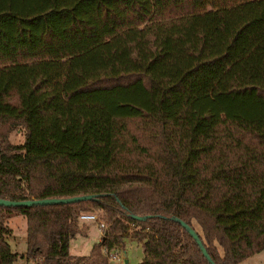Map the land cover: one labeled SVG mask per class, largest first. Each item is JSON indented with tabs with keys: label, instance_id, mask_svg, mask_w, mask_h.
<instances>
[{
	"label": "trees",
	"instance_id": "1",
	"mask_svg": "<svg viewBox=\"0 0 264 264\" xmlns=\"http://www.w3.org/2000/svg\"><path fill=\"white\" fill-rule=\"evenodd\" d=\"M103 44L126 59L72 63ZM131 87L147 106L97 114V98ZM77 194L92 197L0 205V264H109L127 239L137 264L264 249V0H0V198ZM82 212L106 234L72 255ZM12 215L22 252L6 241Z\"/></svg>",
	"mask_w": 264,
	"mask_h": 264
},
{
	"label": "rangeland",
	"instance_id": "2",
	"mask_svg": "<svg viewBox=\"0 0 264 264\" xmlns=\"http://www.w3.org/2000/svg\"><path fill=\"white\" fill-rule=\"evenodd\" d=\"M114 59H126L125 53L108 44L98 46L93 50H88L85 53L75 56L73 64H79L84 68L95 66L97 64L105 63ZM131 102L147 106V94L138 87H131L120 89L110 94L100 96L97 98L95 110L98 115L104 116L107 112H122L127 111L128 108L122 103ZM73 104H79L77 102ZM81 109V108H80ZM20 132H11L10 139L18 141L21 139ZM88 227L83 233H77L70 239L69 251L72 255L89 253L92 244L97 241L102 234L98 229V225L94 221H81ZM7 225L10 228V235L6 237L12 250L22 252L25 248V219L22 215H12L7 218ZM117 258L115 260L109 259V264H137L143 256V247L141 242L134 239L125 240V246L122 249H114ZM127 258V261H125ZM22 258L18 257L14 264H22ZM238 264H264V249L255 252L254 254L241 260Z\"/></svg>",
	"mask_w": 264,
	"mask_h": 264
},
{
	"label": "water",
	"instance_id": "3",
	"mask_svg": "<svg viewBox=\"0 0 264 264\" xmlns=\"http://www.w3.org/2000/svg\"><path fill=\"white\" fill-rule=\"evenodd\" d=\"M90 197H92V194H77V195L66 196V197L28 198V199H21V200L0 198V205L18 206V205L44 204V203H52V202H71V201L81 200V199L90 198ZM139 217H141V216H139ZM180 223L193 236V238L197 241L200 248L202 249L204 255L212 262V260L210 259L206 249L202 245L201 240H200L196 230L182 220H180ZM105 234H106V232H105Z\"/></svg>",
	"mask_w": 264,
	"mask_h": 264
},
{
	"label": "built area",
	"instance_id": "4",
	"mask_svg": "<svg viewBox=\"0 0 264 264\" xmlns=\"http://www.w3.org/2000/svg\"><path fill=\"white\" fill-rule=\"evenodd\" d=\"M80 221H94L98 225V229L100 231V234H103L105 232V223L103 220H101L96 212H82L79 215ZM117 258L116 252H110V258L111 260H115ZM27 264H33L31 261L27 262Z\"/></svg>",
	"mask_w": 264,
	"mask_h": 264
},
{
	"label": "crops",
	"instance_id": "5",
	"mask_svg": "<svg viewBox=\"0 0 264 264\" xmlns=\"http://www.w3.org/2000/svg\"><path fill=\"white\" fill-rule=\"evenodd\" d=\"M87 228H88V227H87ZM87 228H86V229H87ZM85 231H86V230H85ZM125 261H127V258H125Z\"/></svg>",
	"mask_w": 264,
	"mask_h": 264
}]
</instances>
